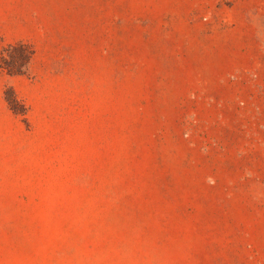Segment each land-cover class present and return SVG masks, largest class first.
<instances>
[{
    "label": "rangeland",
    "instance_id": "rangeland-1",
    "mask_svg": "<svg viewBox=\"0 0 264 264\" xmlns=\"http://www.w3.org/2000/svg\"><path fill=\"white\" fill-rule=\"evenodd\" d=\"M0 264H264V0H0Z\"/></svg>",
    "mask_w": 264,
    "mask_h": 264
},
{
    "label": "trees",
    "instance_id": "trees-1",
    "mask_svg": "<svg viewBox=\"0 0 264 264\" xmlns=\"http://www.w3.org/2000/svg\"><path fill=\"white\" fill-rule=\"evenodd\" d=\"M33 55L30 46L17 42L0 49V68L9 75L24 74Z\"/></svg>",
    "mask_w": 264,
    "mask_h": 264
}]
</instances>
